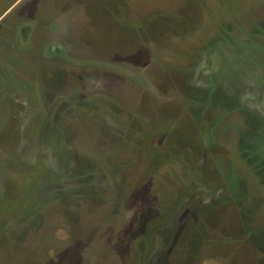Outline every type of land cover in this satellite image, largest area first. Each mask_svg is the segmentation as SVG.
Returning a JSON list of instances; mask_svg holds the SVG:
<instances>
[{
  "label": "rangeland",
  "instance_id": "1",
  "mask_svg": "<svg viewBox=\"0 0 264 264\" xmlns=\"http://www.w3.org/2000/svg\"><path fill=\"white\" fill-rule=\"evenodd\" d=\"M0 264H264V0H0Z\"/></svg>",
  "mask_w": 264,
  "mask_h": 264
}]
</instances>
